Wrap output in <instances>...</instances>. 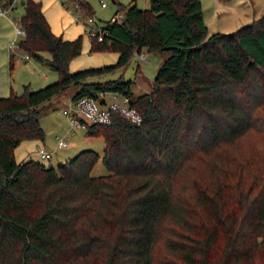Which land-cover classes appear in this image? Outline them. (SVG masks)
Returning <instances> with one entry per match:
<instances>
[{
    "label": "trees",
    "instance_id": "trees-1",
    "mask_svg": "<svg viewBox=\"0 0 264 264\" xmlns=\"http://www.w3.org/2000/svg\"><path fill=\"white\" fill-rule=\"evenodd\" d=\"M22 8L18 48L57 76L0 96V264H152L162 238L158 264H264V10L208 33L199 0L116 3L122 18L100 23L88 48L115 52L114 63L69 71L81 37L53 34L36 1ZM142 49L165 53L148 91L100 79ZM65 90L126 95L139 115L87 126L102 139L104 174H90L91 149L54 166L13 158L20 140L43 138L39 110Z\"/></svg>",
    "mask_w": 264,
    "mask_h": 264
},
{
    "label": "rangeland",
    "instance_id": "rangeland-1",
    "mask_svg": "<svg viewBox=\"0 0 264 264\" xmlns=\"http://www.w3.org/2000/svg\"><path fill=\"white\" fill-rule=\"evenodd\" d=\"M91 10L93 18L98 22L102 23L105 20H108L112 15L114 10L116 9V3L126 4L130 0H85ZM100 2L105 3V7L100 6ZM116 2V3H115ZM133 2L138 7L146 8L148 6V0H133ZM203 20L207 27V30L211 32L221 31L223 32L227 30L235 29L237 26L243 24L244 21H239L237 25L235 24V19L237 17H243V13L245 14H253L254 16L260 15L259 13L264 7V0H252V3L248 6L246 3L239 4L238 0H225L224 3L220 5V2L216 0H199ZM219 3V4H218ZM20 5H17L19 7ZM245 10V11H243ZM248 10V11H246ZM218 13V17L213 15L214 13ZM222 12L221 14H219ZM118 13H122V11H118ZM18 15H13V18L17 20ZM235 20V21H234ZM18 23V21H17ZM236 26V27H234ZM221 28V29H220ZM20 39V37H17ZM25 52L19 49L18 47L14 49L13 57L17 59L18 54H24ZM140 53L144 54L145 59H139L137 53H133L129 58L128 62L114 69L111 72L105 73L100 76V79L105 78H115L117 76H121L123 79H130V88L132 95L135 96L139 93L148 91L151 87L152 78L161 62L162 58L165 56L164 52H147L144 49L140 51ZM40 54L44 57H47L48 54L45 51H41ZM32 60H35L30 56ZM36 61V60H35ZM38 68H35V71L40 70V74L35 72L36 76L39 78H43V83L35 88L43 86L44 84L51 82L56 79V72L50 68L43 62H39ZM22 89L20 85H17L15 88L16 93H19ZM14 91V92H15ZM70 94V90H65L62 94H60V98L58 102H46L43 107L40 108L38 113V122L43 130V139H47L48 143H52L55 141L53 135L56 136L66 134L69 142H75V145L69 146H55V149L50 153L48 158H38L44 164H50L54 166L57 163L63 162L65 159L73 156L77 151L81 149H91L98 154V158L91 167L90 174L91 175H100L106 172L104 165L101 162L100 156L102 152V139L99 136H88L85 134L84 129H79L72 127V132H68L69 125L66 117L59 112L64 105H67L68 100H65ZM108 98V95H106ZM66 131V133H64ZM251 140L248 137H244L240 139L235 145L233 149L241 150L247 144H249ZM73 149L71 153L65 155L64 157H57V152L62 151H70ZM184 181V178L180 180L179 185ZM163 239V238H162ZM162 239H159L154 248L152 250V264H158L159 261L164 256V250L162 247Z\"/></svg>",
    "mask_w": 264,
    "mask_h": 264
},
{
    "label": "crops",
    "instance_id": "crops-1",
    "mask_svg": "<svg viewBox=\"0 0 264 264\" xmlns=\"http://www.w3.org/2000/svg\"><path fill=\"white\" fill-rule=\"evenodd\" d=\"M10 0H0V6H5ZM23 0H17V4L10 9L6 14H0V96H5L9 93L10 90L15 91L17 85H20V88L26 85L29 89H34L43 83V78H39L36 76L35 72L40 74V70L35 71V68H38V61L32 60L30 57L26 60H22L19 57L15 59L11 57V53L8 49V44L11 40L15 39L17 36L14 33L13 26L19 21V17L23 12L22 2ZM39 3L40 11L50 29V31L60 36L62 39H73L76 36L81 37V47L79 54L70 58L67 63V68L69 71H74L77 69L85 68V67H96L106 64L114 63L117 54L115 52H107V51H93L89 52V37L84 33L83 26L76 22L73 17V9L72 3L77 0H33ZM220 2V5L225 2V0H216ZM238 5L246 3V5H250L252 0H238ZM219 4V3H218ZM17 5H20L17 7ZM101 6V5H100ZM104 6L101 7H105ZM264 10H261V12ZM245 11V10H243ZM248 11V10H246ZM261 12L259 14H261ZM220 12L219 14H221ZM18 15L17 20L13 18V15ZM219 16L217 12H214L212 16ZM259 16V15H258ZM258 16H254L253 14H245L243 13V17H237L234 21L237 25L239 21H244L243 24L250 22L251 20L257 18ZM203 17V14H202ZM95 20V19H94ZM97 25H100L95 20ZM20 25V24H19ZM242 25V24H241ZM240 26V25H239ZM237 26V27H239ZM236 27V26H234ZM236 27V28H237ZM207 28V27H206ZM221 29V28H220ZM234 30V29H232ZM232 30H227L223 32H229ZM219 31V30H218ZM208 33H210L207 30ZM221 32V31H220ZM19 40V39H18ZM144 55V54H143ZM145 59V58H144ZM106 79V78H105ZM16 92V91H15ZM62 94V93H61ZM60 95L53 97L50 101L58 102ZM69 100V96L65 99ZM66 133V131H64ZM54 139L56 135H53ZM70 145L66 146H74L75 142H69ZM38 148H43L48 152H52L55 149V141L52 143H48L47 139H37V138H29L20 140L16 146L13 148V158L15 161L24 160L27 158L38 159L36 151ZM70 150V149H69ZM73 151H59L57 152V157H64Z\"/></svg>",
    "mask_w": 264,
    "mask_h": 264
},
{
    "label": "built area",
    "instance_id": "built-area-1",
    "mask_svg": "<svg viewBox=\"0 0 264 264\" xmlns=\"http://www.w3.org/2000/svg\"><path fill=\"white\" fill-rule=\"evenodd\" d=\"M17 4V0H10L5 6H0V14H6ZM101 6H104L103 2H100ZM74 20L83 26L84 33L90 38L95 37L96 40H101L103 31L99 25L95 23L92 14L83 13L78 3L74 1L72 3ZM122 18V13H114L109 19L111 21H119ZM15 35L24 36V30L19 24L13 26ZM18 47V39L11 40L8 44L9 52L14 54V49ZM139 59H144L142 53H137ZM22 60L29 58L27 53L18 54ZM108 95V98L106 97ZM100 98L102 102H100ZM116 111L131 121L138 122L139 115L130 105V99L128 96L117 92H99L96 96H81L75 100H68L67 105H64L59 112L64 115L68 121L69 130L72 132V127L84 129L86 131L87 126L91 123L94 124H107L110 120V113ZM68 139L66 134H62L55 137V146H66ZM38 158H48L50 152L43 148H38L36 151Z\"/></svg>",
    "mask_w": 264,
    "mask_h": 264
},
{
    "label": "water",
    "instance_id": "water-1",
    "mask_svg": "<svg viewBox=\"0 0 264 264\" xmlns=\"http://www.w3.org/2000/svg\"><path fill=\"white\" fill-rule=\"evenodd\" d=\"M22 1H20V3H21ZM100 102H102V99L100 98Z\"/></svg>",
    "mask_w": 264,
    "mask_h": 264
}]
</instances>
